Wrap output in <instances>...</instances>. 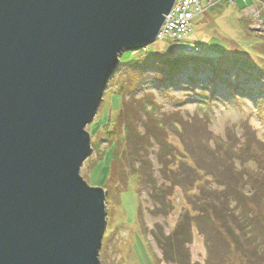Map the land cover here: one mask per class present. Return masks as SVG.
<instances>
[{"label":"rangeland","instance_id":"1","mask_svg":"<svg viewBox=\"0 0 264 264\" xmlns=\"http://www.w3.org/2000/svg\"><path fill=\"white\" fill-rule=\"evenodd\" d=\"M242 3L235 0L234 8L230 1L200 0L203 12L186 37H165L146 52L120 58L85 128L91 156L80 169L89 187L106 193L99 264H175L164 261L161 243L206 204L220 218L233 214L241 225L243 218L259 221L249 197L256 181L264 180V26L248 22L247 33ZM258 4L264 23V0ZM195 47L202 49L196 53ZM131 127L146 140H136ZM231 193L244 195L241 206ZM155 195L165 198L163 206ZM249 209L254 216L244 217ZM190 229L191 243L184 245L189 264H206V234L195 223ZM228 229L239 233L234 224ZM243 230L249 237V228ZM255 248L260 256L231 250L227 264H264V247Z\"/></svg>","mask_w":264,"mask_h":264},{"label":"water","instance_id":"2","mask_svg":"<svg viewBox=\"0 0 264 264\" xmlns=\"http://www.w3.org/2000/svg\"><path fill=\"white\" fill-rule=\"evenodd\" d=\"M175 0H0V264H99L103 189L85 128L120 58Z\"/></svg>","mask_w":264,"mask_h":264},{"label":"trees","instance_id":"3","mask_svg":"<svg viewBox=\"0 0 264 264\" xmlns=\"http://www.w3.org/2000/svg\"><path fill=\"white\" fill-rule=\"evenodd\" d=\"M195 49H202L201 47H195L193 52L198 53L195 51ZM173 61V60H171ZM121 119H123L122 116H120ZM119 118V119H120ZM130 118V117H129ZM121 123V122H120ZM127 132L130 130L129 128H126ZM131 131L135 132L134 136L136 140H142L146 138H143L141 135L137 133V130L135 127H131ZM150 131V130H146ZM115 131H112L110 133V136L112 137L114 135ZM161 147L168 148L166 143H160L158 142ZM164 152V151H163ZM163 156L160 155V160L163 162ZM168 156V155H167ZM165 163V162H164ZM163 163V164H164ZM113 169V168H112ZM168 171V167L163 166L162 174H166L165 172ZM233 181V178L231 179ZM235 177V182H236ZM168 181V178H167ZM257 184L253 186V194L249 197V202L253 204V209L257 210L259 221L256 218H243L244 221H246L245 224L242 225L239 223L238 217L234 216L233 214H227L223 213V218H220V216L216 215L214 207L212 208V205L206 204L207 207H205L202 210V213L198 217H192V218H185L181 224H179L176 229L173 231L171 236H169L168 239L165 240V242L161 243L160 249L162 251L163 259L165 262H173L175 264H189V255L188 251L185 249V243H191V225L192 223H195L196 225H199L200 231L206 234V246L207 251L209 254V258L206 261V264H227V256L231 255V250H234L237 253H243L248 250L249 254L254 255L258 254L256 252L255 247H264V180L262 178V181H256ZM234 183V181H233ZM226 200H229L230 194L222 192ZM164 196V194H162ZM231 195H234L231 193ZM163 196H153V198L157 201V203H160L161 206L163 203V199H165ZM228 196V197H227ZM240 196H244L241 193L234 195V200L237 203V205L241 206V199ZM165 202V201H164ZM260 202H263L261 206H259ZM205 205V206H206ZM212 208V210H211ZM252 209V210H253ZM158 210H161L158 209ZM251 210V211H252ZM221 211V210H220ZM250 211V209H249ZM242 213L244 217H247L248 215H252V213ZM242 212V211H241ZM161 214L165 215V212L161 210ZM219 221H221V226H219ZM230 221V222H229ZM228 224H234L235 227L238 230V235H235L228 229ZM190 227V228H189ZM243 228H249V231L251 232L249 237H246L244 235ZM230 234V235H229ZM234 234V235H233ZM226 237H225V236ZM243 239L240 241V239ZM229 239V240H228ZM230 241V242H229ZM264 248H262V253ZM260 256V254H258ZM264 259V256L263 258Z\"/></svg>","mask_w":264,"mask_h":264},{"label":"built area","instance_id":"4","mask_svg":"<svg viewBox=\"0 0 264 264\" xmlns=\"http://www.w3.org/2000/svg\"><path fill=\"white\" fill-rule=\"evenodd\" d=\"M200 0H175L170 13L165 17L164 23L155 39L161 41L165 37H170L179 41L186 37L191 30L192 21L202 14ZM146 51L143 48L142 52ZM188 51H190L188 49ZM199 52L200 49H195Z\"/></svg>","mask_w":264,"mask_h":264},{"label":"crops","instance_id":"5","mask_svg":"<svg viewBox=\"0 0 264 264\" xmlns=\"http://www.w3.org/2000/svg\"><path fill=\"white\" fill-rule=\"evenodd\" d=\"M228 1H230L232 3L233 7L236 8L237 4H235V0H224V2H228ZM258 1L259 0H252V4L249 5L247 3V1L243 0L244 5H243V3L241 4L240 11H241L242 17H243L241 20L245 24L247 33H249V31H248L249 25L246 26V23H248V22H250L251 26L256 25V27H260V28H262V26H264V23L260 20V17H259L260 16V8H259ZM205 11H206V8H205ZM255 16L258 17L256 24L254 23L255 22L254 21ZM255 31H257V30H255Z\"/></svg>","mask_w":264,"mask_h":264}]
</instances>
